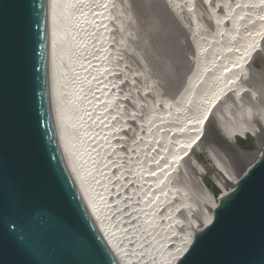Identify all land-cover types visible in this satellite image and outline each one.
<instances>
[{
	"label": "bare ground",
	"instance_id": "bare-ground-1",
	"mask_svg": "<svg viewBox=\"0 0 264 264\" xmlns=\"http://www.w3.org/2000/svg\"><path fill=\"white\" fill-rule=\"evenodd\" d=\"M165 1L169 6L171 1ZM201 1L206 4L207 0ZM237 1L229 8L227 3L225 4V0H222V4L219 3L222 11L227 8L224 20L217 21L220 17L217 15H213L210 19L209 26L214 31L213 33H215L218 23L223 22V26H225L223 30L220 29L222 31L218 33V36H214L212 33L214 37L207 40L193 31L192 27L186 30V38L191 39H189L191 43L188 49L189 53L187 52L191 59L189 69L183 75L185 83L178 89L177 101L169 108L171 114L159 116L155 121L156 128L144 137L146 139L141 140L140 138L141 145L137 144L138 142L135 144L138 149L145 147L143 158L123 164L121 169H127V172L125 171L126 173L121 175L123 174V170L119 167L121 164L117 163L111 169L113 160H106L108 157L106 155L112 149L110 147L111 135L108 131L115 123L110 116L113 111L111 105L113 88H109L108 84L110 83H107L112 68H109L107 64L103 65L102 61L105 59L101 63L99 61L104 57L102 53L107 45V43L104 45V42H108V36L105 34L108 25L105 21L111 0H49L50 102L56 139L73 185L98 235L116 264H163V260H169V254L163 249V241L167 242V240L164 239L163 231L155 232V227L162 225L160 228H163L165 223L168 225L173 220V214H168L170 209L167 208V213L158 211L155 215V211H153L155 204L151 201L153 200L155 203L161 194H163L161 196L163 199L166 194L164 191L171 187L167 182L170 183L171 174L180 163L179 159H185L187 150L193 151L196 145L201 142L200 129L208 115L204 124L215 116L216 118H213L216 119L214 123L217 128L227 124L236 130L251 132L256 138L255 150L240 152L243 160L242 166L233 165L232 167L229 160L230 164L224 160L225 158H222L224 156L221 158L219 156V160H213L212 166H210L211 170H200L201 175L209 180L212 186L213 184L219 186L231 196L236 192L240 182L264 156V99H262L260 107L252 108V112L248 108L245 109L247 113L252 114L253 122L249 121V113L248 116L240 114L241 119L243 118L247 124L232 120L231 115H233V111H236L232 107H225L220 113H216L221 97H232L234 89L237 92L246 90L245 85L240 82L239 73H236L239 69L242 70L243 61L253 50L252 56H254L260 44L256 45L261 34L263 35L261 42L264 40V17L261 18V15L264 14V0ZM186 3V7L183 8L190 12V0H186ZM257 12H262L260 17H256L259 15V13L256 15ZM240 17H242L241 20H239ZM257 27H259L258 30L253 31ZM232 45L238 47L241 52H238L239 50L236 48L234 51L237 52H233ZM188 55L186 54V56ZM225 63H231L232 66ZM101 65L102 67H100ZM231 76H233V80L230 82ZM109 96L111 98L108 100ZM215 101L217 104L215 103L216 105L213 106ZM154 113L160 114L156 110ZM186 118L191 121H185ZM173 134L174 136H172ZM189 134L190 138L187 136ZM182 137L185 140L187 139L185 137H188L189 140L185 141ZM174 138H179L177 145ZM159 150L165 151L171 158V161L163 163L164 168L161 170H159V166L154 167L157 165L155 160ZM106 152L108 153L106 154ZM104 154L106 163L103 159ZM209 158L211 159V157ZM117 168L120 170V175L116 174L119 172ZM115 170L116 172H114ZM242 170L243 174H240ZM124 179L126 180V183L123 182L125 189L122 186L117 189L116 185ZM114 180L116 184H114ZM231 180L234 181L233 185H231ZM138 183L140 190L135 194L133 202L135 200L139 202V211L130 209L128 213H134L129 214V218L128 216L126 218L127 212L123 209H129V200L122 199L125 198L123 195L128 189H131L132 185L138 187ZM130 184L132 185L130 186ZM202 187L204 189L201 194L203 197L199 196L201 197L200 202L198 201L200 204L197 212L194 213L193 234L183 237L181 244L177 248H173L174 252L171 257L175 258L171 259L168 264H178L182 260L197 237L210 226L216 211L223 200L227 198L221 197L219 202L212 203L211 194L213 192L211 189L207 190L204 186ZM161 188L162 191H160ZM120 192L122 194H118ZM117 195L120 196L117 197ZM114 197L118 201L121 200L122 208L115 205ZM179 199L183 200V198ZM167 202L169 201L166 199L165 203ZM173 202L171 201L170 205ZM209 208L211 211L208 210ZM131 220L140 222L138 223L140 226L137 228V225L131 223ZM138 233H142L149 245L143 244L144 246H140L142 247L140 248L139 243H133L131 247L130 244H126L125 247L124 245L127 243L125 238L130 234ZM143 248H148L147 251L152 255L148 260Z\"/></svg>",
	"mask_w": 264,
	"mask_h": 264
},
{
	"label": "water",
	"instance_id": "water-1",
	"mask_svg": "<svg viewBox=\"0 0 264 264\" xmlns=\"http://www.w3.org/2000/svg\"><path fill=\"white\" fill-rule=\"evenodd\" d=\"M49 16V0H0V262L116 264L73 185L56 139ZM262 162L264 156L231 195L239 192L231 205L226 204L231 196L223 200L215 230L196 246L216 217L178 264L264 261ZM206 184L215 194L209 180Z\"/></svg>",
	"mask_w": 264,
	"mask_h": 264
},
{
	"label": "rangeland",
	"instance_id": "rangeland-1",
	"mask_svg": "<svg viewBox=\"0 0 264 264\" xmlns=\"http://www.w3.org/2000/svg\"><path fill=\"white\" fill-rule=\"evenodd\" d=\"M169 1H171L169 4L171 7L168 6L165 0H111V3L108 6V15L105 21L108 25L105 33L108 36V42H104V45L107 43L104 47L105 50H103L102 53L104 54V57L99 61L101 63V61L105 59L102 61L103 65L107 64L109 68H112L107 83H110L108 84L110 85L109 88H113V96H111L112 94L110 95L113 97L111 103L113 111L110 116H112L111 118L114 119L113 122L115 123H113V125L111 124V130L108 131L111 135V152L109 154L106 152V156H108L107 158L105 154L103 157V159L106 158L108 161L109 159H111V161L113 160L111 163V169H113L114 165L117 163L121 164V166L119 165L121 169L123 164H127L128 162L132 163V160L138 158L142 159L145 147L143 146V149H138V146L135 144L137 142V144H140V138L141 140L146 139L144 137L156 128L155 121L159 116L162 117L171 114L169 108L172 107L171 104H174L175 101H177V92L185 83L183 75L186 70L189 69L191 59L189 57L190 55H188L191 39L189 38V40L186 38V30L192 27L191 29H193V31L207 38V40H210L214 36H218V33H221L225 28L223 22H220L217 24L215 33H213L214 31H212L209 26V21L213 15L220 16L217 21L224 20L227 8L222 11L219 4H222V0H207L206 4L201 0H190V12H188L186 8H183L186 7V0ZM236 2L238 1L225 0V4L227 3L226 5L229 8ZM258 13L259 12H257L256 15ZM189 14L191 17H189ZM260 14H262V12L255 16L260 17ZM262 17H264V14L261 15V18ZM241 19L242 17L239 18V20ZM219 26L220 28L218 30ZM258 28L259 27L253 29V31L258 30ZM262 30L260 31L261 33ZM262 36L263 35L261 34L260 39L256 44L258 45L260 43L254 56H252L254 53L253 50L247 56V59L243 61L242 70L239 69L236 73H239L238 77L240 82L245 85L246 90L237 92L234 89L232 97H221L222 99L216 109L217 114L225 109V107H232L234 110L238 111H233V115H231L232 120L235 122L242 121L247 124V122L243 121L244 119H241L240 117V114L242 113L243 116H246L249 113V121L253 122L254 119L252 118V114L250 115V112H252L255 107H260L262 105V99H264V40L261 42ZM231 48L233 49V52H237L234 51L236 48L234 45H232ZM231 48L230 51H232ZM236 49L239 50L238 52H241L238 47ZM107 50L108 52H106ZM186 54L188 56H186ZM96 64H98V62H96ZM225 64L232 66L231 63ZM100 67H102V65ZM97 69L99 70L100 68ZM240 71L242 72L240 73ZM231 80H233V76L230 77V82ZM110 96L108 97V100L111 98ZM217 101L213 103V106L217 104ZM247 108L250 111L248 113L245 110ZM155 110L160 114L156 115V113H154ZM213 117L206 124H204L206 118L204 119V122H202V127L200 129V137L202 136L200 139L201 142L196 145L193 151H190L189 149L187 150L185 159H179L180 163L175 171L173 170L170 183L167 182L171 187L167 191H164L166 194L163 199L161 197L163 194H161L155 203L153 200L151 201L155 204L153 209L155 215H157L158 211L161 213H167V208L168 210L170 209L168 214H173V220L169 222L168 225L167 223L163 224L164 229L160 228L162 225L157 227V224L155 223V232L163 231L162 234L164 239L167 240V242L163 241V249L169 254V260H163V264H168L171 259L175 258L171 257L173 255L172 252H174L173 248H177L181 244V239L193 234L195 226L193 220L195 218L194 213L198 210V205L200 204L201 197L199 196L203 197V195H201L204 190L202 186L207 190H210L206 184V179L201 175L200 170H211L212 168L210 166H212L213 160L218 159L219 156L220 158L224 156L222 158H225L224 160H227V163L230 162L232 167L233 165L242 166L243 160L240 152L255 150L256 138L253 133L246 130H236L227 124L221 125L222 127L217 128V125L214 123L216 122V117ZM186 120L191 121V119L188 118H186L185 121ZM172 136H174V134ZM187 136L189 137L190 134ZM188 137H185L187 138L186 140L183 137L182 138L187 141L189 140ZM179 138H174L175 140L173 139L177 142L175 143L176 145L178 144ZM157 153L158 156L155 160L157 165L154 167L156 168L159 166V170H161L164 168V162L171 161V158L165 151L159 150ZM209 157H211L212 160ZM106 162L107 161H105V163ZM116 170L114 172H116ZM121 170H123V174L121 175H124L127 172V169ZM118 173L116 172L117 175H120V170ZM132 178H134V176H132ZM125 181L126 180L124 179L122 182H119L120 185H116V188L118 189L122 186L125 189L123 185V182ZM114 184H116L115 180ZM233 184L234 181L231 180V185ZM131 185L132 184H130V186ZM137 186L138 187L132 185L131 189H128L123 195L125 198L122 199L129 200V209H123L127 212L126 218L127 216L129 218V216L132 215L131 213H134H128L130 209L131 211H139V202L137 200L133 202L135 194L140 190L139 183ZM213 186L215 187L214 195L216 202H219L221 197L224 198L229 196L227 191L215 184H213ZM231 188L233 187L231 186ZM160 191H162V188ZM118 194L122 193L120 192ZM118 196L120 195H117V197ZM115 197L113 199H115ZM178 198H183V200H178ZM166 199L169 202L165 203ZM171 201H174L175 204L173 205V202L170 205ZM113 202H115V205L122 208L121 200L118 201L115 199ZM153 204H151V206H153ZM133 221L131 220V223L137 225L138 228V226H140L138 223L140 222ZM124 229L126 230V226ZM125 240L127 241L124 245L125 247L127 246L126 244H130L129 246L131 247L133 243H139V247L149 245L148 241L143 238L142 233L135 235L130 234ZM148 248H143L147 260L152 256L150 252L147 251L149 250Z\"/></svg>",
	"mask_w": 264,
	"mask_h": 264
},
{
	"label": "snow or ice",
	"instance_id": "snow-or-ice-1",
	"mask_svg": "<svg viewBox=\"0 0 264 264\" xmlns=\"http://www.w3.org/2000/svg\"><path fill=\"white\" fill-rule=\"evenodd\" d=\"M262 163H264V162H262ZM240 174H243V170L241 171ZM238 196H239V192H237L235 195L229 197L228 201H226V204L231 205L238 198ZM208 210L211 211L210 208ZM220 216H221L220 212L215 213L216 219L213 221V223L207 229V231L198 237L196 246H198L199 242L201 240H203L205 236H207L208 234H210L211 232H213L215 230L216 224L219 223ZM196 246L193 247L192 251L196 250ZM261 247H262V251H264V241H262ZM0 264H2V262H0ZM183 264H187V261H184ZM241 264H250V262H241ZM261 264H264V261H262Z\"/></svg>",
	"mask_w": 264,
	"mask_h": 264
},
{
	"label": "trees",
	"instance_id": "trees-1",
	"mask_svg": "<svg viewBox=\"0 0 264 264\" xmlns=\"http://www.w3.org/2000/svg\"><path fill=\"white\" fill-rule=\"evenodd\" d=\"M211 201L212 203H216L215 195L213 193L211 194Z\"/></svg>",
	"mask_w": 264,
	"mask_h": 264
}]
</instances>
